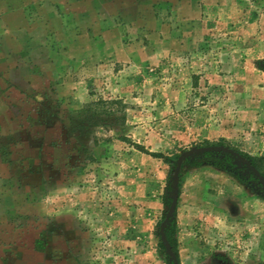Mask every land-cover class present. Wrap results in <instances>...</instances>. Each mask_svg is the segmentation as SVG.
<instances>
[{"label": "rangeland", "instance_id": "obj_1", "mask_svg": "<svg viewBox=\"0 0 264 264\" xmlns=\"http://www.w3.org/2000/svg\"><path fill=\"white\" fill-rule=\"evenodd\" d=\"M228 2L246 4L243 13L254 12L256 26L249 39L260 42L256 33H264V0ZM220 32L214 29L199 36L191 31V38H202L200 45L163 55L146 66L138 55L134 63L139 72L131 70L130 62L121 61L124 72L106 74L109 62L100 52L102 45L94 46L93 59L86 66L81 63L76 70L79 76L73 75L71 61L60 54L52 53L50 61L0 60V94L5 96L10 86L18 89L21 81L29 86L23 97L15 95L13 106L0 105V120L13 119L0 126V151L9 152L0 156V264H14L16 259L53 264L56 255L43 250L42 231L61 228L68 245L73 226L81 233L86 231L82 216L95 208L86 205L89 199L97 201L96 211L104 207L111 214V229L138 232L143 216L152 215V245L162 264H173L164 243L160 251L159 227L171 202L177 157L191 148L205 149L182 158L178 180L181 165L206 162L226 169L255 199L264 201V185L245 162L228 150L212 148L225 146L260 157L264 173V51L257 59L220 66L215 54L221 46L217 43ZM111 37L117 40L115 29ZM22 63L28 67L24 70L29 72L27 77L2 74L21 72ZM214 70L218 78L208 77ZM59 72L85 78V99L81 93L76 97L80 107H74L76 99L71 95L57 97L55 86L64 79ZM171 102L175 104L169 107ZM198 115L216 121L228 115L244 125L248 122V128L239 129L234 140L198 139L191 131ZM177 134H184V139ZM150 153H161L167 160ZM24 167L29 171H23ZM147 197L158 200L156 211L144 204ZM173 212L165 226L172 222ZM17 228L22 229L25 248L7 252L3 246L15 243L13 230ZM247 234L229 238L222 232H210L206 240L199 238L196 264H264V219L260 215H255ZM78 241L85 244L84 236ZM107 243L108 258L113 261L116 244ZM57 244L54 239L53 245ZM123 250V261L129 262L130 254Z\"/></svg>", "mask_w": 264, "mask_h": 264}, {"label": "crops", "instance_id": "obj_2", "mask_svg": "<svg viewBox=\"0 0 264 264\" xmlns=\"http://www.w3.org/2000/svg\"><path fill=\"white\" fill-rule=\"evenodd\" d=\"M245 5L234 4L228 0H0V60L50 61L52 53L60 54L71 61L72 68L75 69L73 75L79 76L76 70L81 67V63L86 66L93 59L94 46L102 45L100 52L105 54L109 62L105 66L106 74L124 72L120 68L121 61L130 62L131 70L139 72L134 63L138 55L139 60L146 66L163 55L200 45L202 38H191V31L203 36L216 29L221 31L220 38L217 39L221 46L215 53L220 66L224 67L232 62L235 64L241 59L248 62L257 59L264 51V33H256L260 42L249 39L256 20L253 19V11L247 12L245 9L246 13H243ZM228 13L230 18H227ZM259 20L262 22V19ZM96 27L98 31L95 34ZM114 29L118 37L113 41L111 30ZM116 45L117 48H112ZM19 68L21 72L2 74L9 78L27 77L29 72L24 70L28 67L22 63ZM215 72L218 71L214 70L208 77L218 78ZM67 73L59 72V76L64 79H60L55 86L57 97L71 95L76 99L74 107H80L81 101L76 104L79 100L76 97L81 93L85 99V78L68 77ZM21 82L22 84H17L18 89L10 86L5 96L0 94V105L11 107L15 104L16 94L18 97L24 96L29 86L27 81ZM174 104L171 102L169 107ZM169 119L170 116L167 120ZM229 119L228 115L217 121L211 116L198 115L191 124V131L198 139L234 140L239 129L244 131L248 128V122L244 125L243 121L239 122L232 117ZM12 122L13 119L9 116L5 121L0 120V126ZM7 132L8 128L5 133ZM177 137L184 139L185 136L177 134ZM8 153L2 150L0 156L5 157ZM21 169L29 171L28 167ZM150 198H145L144 204L156 211L159 202L156 198ZM70 201L72 203L73 199L70 198ZM95 202L97 203L89 199L86 205L96 208ZM95 208L82 216L86 220V231L81 233L72 227L68 245L61 228L42 231L43 250L48 255L51 252L56 255L53 264H162L156 248L152 245L149 231L152 215L143 216L142 227L135 232L124 228L111 229V214L104 207L97 211ZM255 215L264 219V201L255 199L247 187L239 184L226 169L206 162L184 164L178 180V198L172 218L178 263L196 264L198 239L204 237L206 240L210 232H222L229 238H237L239 235L247 237ZM73 220L76 225V215ZM21 230H13L15 243L5 242L3 247H6L7 252H15L17 248L24 250ZM82 236L85 244L78 241V237ZM54 239L58 242L56 246L53 245ZM36 241L37 244L41 243ZM107 241L116 244V247L112 245L113 254L116 255L113 261L108 258L110 255L106 249L110 245ZM123 249H127L130 254L129 262L123 261L126 255ZM15 259L14 256L12 260ZM14 264L27 262L25 259H16Z\"/></svg>", "mask_w": 264, "mask_h": 264}, {"label": "water", "instance_id": "obj_3", "mask_svg": "<svg viewBox=\"0 0 264 264\" xmlns=\"http://www.w3.org/2000/svg\"><path fill=\"white\" fill-rule=\"evenodd\" d=\"M212 148H221L224 150H228L229 152L233 153L234 155H236L240 160H242L243 162H245V164L249 167V169L258 177V179L261 181V183L264 185V177L259 173V171L251 164V162L249 160H247L246 158H244L243 156L239 155L237 152H235L232 149H229L228 147L225 146H214ZM205 148H191L189 150H186L184 152H182L181 154H179V156L177 157L176 163H175V167H174V172H173V193H172V197H171V202L170 205L160 223V227H159V234H160V239L161 241L164 243V246L166 247L167 251L169 252L170 256H171V260L173 262V264H179L177 261V258L174 254V252L171 249V246L169 244V242L167 241V239L164 236V226L167 223L168 219L171 217L172 212L175 208L176 202H177V198H178V173H179V167H180V163L182 158L189 154V153H193L196 151H200L203 150Z\"/></svg>", "mask_w": 264, "mask_h": 264}, {"label": "trees", "instance_id": "obj_4", "mask_svg": "<svg viewBox=\"0 0 264 264\" xmlns=\"http://www.w3.org/2000/svg\"><path fill=\"white\" fill-rule=\"evenodd\" d=\"M235 151H237L239 154H242L245 158L249 159L251 164L261 173V175L264 177V173L261 171L260 169V166H259V161H260V157H253V156H249L245 153H241L240 151H238L237 149L233 148ZM152 156H155V157H161L163 158L164 161L167 160V158H165L161 153H150ZM235 157V156H234ZM182 168L183 166L181 165V168H180V173L182 171ZM174 221L172 220L171 223H168L166 226H165V229H164V234H165V237L167 239V241L169 242V244L171 245V248L173 250V252L175 253V256L177 257V252H176V239L174 237ZM171 231L173 232V236H171ZM159 247H160V251L163 252L164 250V246H163V242L159 239ZM172 263V261H171Z\"/></svg>", "mask_w": 264, "mask_h": 264}]
</instances>
